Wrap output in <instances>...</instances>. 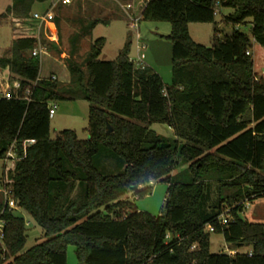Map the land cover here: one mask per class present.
I'll return each mask as SVG.
<instances>
[{"label":"trees","instance_id":"obj_1","mask_svg":"<svg viewBox=\"0 0 264 264\" xmlns=\"http://www.w3.org/2000/svg\"><path fill=\"white\" fill-rule=\"evenodd\" d=\"M45 1L11 0L0 16L28 18ZM220 7L233 9L224 17L233 26L250 19L249 35L234 27L211 47L193 41L189 24L214 23ZM130 9L170 23L169 85L129 58L128 42L114 60H100L102 37L81 62L70 46L67 83L39 76L35 38H12L0 57V69L19 83L7 87L10 98L0 97V160L10 148L15 156L3 174L17 207L43 230L23 251L25 221L0 202V264H66L69 244L79 264H264V223L241 217L245 200L264 198V0H132ZM41 43L60 53L44 34ZM73 98L89 103L87 138L71 129L51 138L49 102ZM155 123L172 128L175 139L152 130ZM104 152L121 172L100 170ZM179 161L188 162L189 182L172 179ZM211 181L218 184L213 205ZM152 182L168 184L157 215L124 198L150 193ZM225 209L227 222L219 224ZM207 226L237 252L211 253Z\"/></svg>","mask_w":264,"mask_h":264},{"label":"rangeland","instance_id":"obj_2","mask_svg":"<svg viewBox=\"0 0 264 264\" xmlns=\"http://www.w3.org/2000/svg\"><path fill=\"white\" fill-rule=\"evenodd\" d=\"M52 0L39 3L34 6V12L43 13L50 7ZM11 0H0V15L5 12L6 7ZM129 0H71L69 3L58 1L52 9L54 15V24L57 31V42L60 47V53L56 50H48V54H41L39 57L40 69L39 76L48 77L52 72L56 73L62 83L69 79V72L66 66V59L69 56L70 46L76 48L75 59L78 62L83 61L90 45L98 38H104L105 44L98 56L100 60H114L124 46L129 43V58L136 64L139 52L138 42L144 49L141 50V59L146 66L156 71L162 78L165 85L171 82V43L168 38L170 34V23L168 21H153L139 19L136 29L129 26V18L126 12L129 11ZM131 5V4H130ZM98 7V11H96ZM233 12L232 8L220 7L215 14L214 23H190L188 26L190 37L196 43L206 47H211L217 41L222 40L230 34L235 27L240 32L249 35L250 19L247 23H240L233 26L224 21V17ZM131 14V9H130ZM114 17H110V16ZM99 18V20L91 18ZM14 22L11 17L0 16V57L8 55L12 38L17 34L14 31ZM48 32V30H47ZM141 33V38L136 35ZM41 34L47 38L50 33H46L45 27L41 28ZM75 41V46L74 42ZM65 53V56H62ZM254 57H257L258 64H262L263 56L255 51ZM8 70L0 69V83L10 87L13 81ZM57 105L56 113L50 118V137L54 138L64 129L74 130L78 139L87 138V115L89 103L82 98L60 99L55 101ZM160 136L169 141L175 139L172 128L165 124L155 123L150 126ZM15 159V156L12 157ZM12 161L0 160V202L3 203V186L7 180L4 177L3 169L12 166ZM98 166L103 173H118L122 171L120 161L113 158L107 152H104L98 159ZM172 179L178 182H189L190 173L188 162L179 161L175 164L172 172ZM150 193L140 197L133 198L132 193H128L124 198L134 200L138 210L148 212L152 215L159 214L160 208L164 202L168 184L165 182H152ZM209 190V205L217 202L218 184L211 181ZM213 203V204H212ZM21 216L26 225V241L23 251L43 238L42 228L34 219L21 208L13 209ZM241 217L250 222L264 223V198H254L250 201L245 200V207ZM248 248L240 247L238 251L243 252ZM231 250L223 239L222 234L210 232V252L221 253ZM73 245H68L66 250V264H79L75 255Z\"/></svg>","mask_w":264,"mask_h":264},{"label":"built area","instance_id":"obj_3","mask_svg":"<svg viewBox=\"0 0 264 264\" xmlns=\"http://www.w3.org/2000/svg\"><path fill=\"white\" fill-rule=\"evenodd\" d=\"M58 1H62L63 3H69L71 0H52L50 7L47 8L43 13L39 14L37 12H34L28 18L13 19L14 29L19 30L20 32L19 35L21 37H32L37 40L38 45L32 49L31 51L32 56L39 58L41 54L48 52L47 47L41 43V28L45 27L46 33L47 30L49 31L50 35L48 39L50 41L55 42L58 39L56 27L53 22L54 13L52 10L56 6ZM138 20L139 18L133 17L130 14L129 26L131 29H136ZM24 29H26L25 32H23ZM48 78L55 80L57 79V76L55 74H50ZM12 86L14 88H18L19 87L18 81H14L12 83ZM29 94H30V90L26 89L23 95V99L28 100ZM0 97H4V98L11 97L10 90L7 88V86L5 88H0ZM56 109H57V105L55 101L49 102L48 115L50 118L54 116V114L56 113ZM33 142L34 140H27L24 142L23 145L30 144ZM13 156L14 154L12 152V149L10 148L6 153V156L2 159V161L7 160L8 157H13ZM2 194H3V204L5 207H8L10 209L18 208L14 198L12 197L11 186L7 182H4ZM228 211L229 209H225L224 212L219 215V217L217 218L219 224H225L227 222ZM25 225H28V223H25ZM3 228H4V221L0 219V244H2L3 241ZM206 229L210 232L214 230L212 226H207ZM236 252L237 250L231 249L230 251H228V254L233 255Z\"/></svg>","mask_w":264,"mask_h":264},{"label":"crops","instance_id":"obj_4","mask_svg":"<svg viewBox=\"0 0 264 264\" xmlns=\"http://www.w3.org/2000/svg\"><path fill=\"white\" fill-rule=\"evenodd\" d=\"M131 2H132V0H129V4H128V7L130 8L131 7ZM34 6H36V5H34ZM33 9H34V7H33ZM99 9H98V7H96V11H98ZM32 13H34V10H32ZM55 16V15H54ZM126 16L129 18V16H130V9H129V11L128 12H126ZM110 17H114L113 15L112 16H110ZM55 18H56V16H55ZM91 19H95V20H99V18L97 17V18H91ZM14 31H16L17 32V34L18 35H16L14 38H18V37H21L20 35H19V30L18 29H15ZM26 31V29H24L23 30V32H25ZM49 33V31L47 32V34ZM138 37H139V40H140V38H141V33H137L136 34ZM55 44H56V46H57V48H59L60 49V47H59V44L57 43V42H55ZM138 48H140L139 49V52H138V55H137V63H138V65H146V64H144L143 62H142V60H140L141 58V50L142 49H144V48H142L141 49V47H143L142 45H140L139 44V42H138ZM141 46V47H140ZM44 55H47L48 54V52H45V53H43ZM62 56L64 57L65 56V53H62ZM51 74H55L56 76H57V74L56 73H54V72H52ZM41 77V76H40ZM57 80L58 81H60L59 80V78H58V76H57ZM69 81V79L66 81V83ZM61 82V81H60ZM65 83V82H64Z\"/></svg>","mask_w":264,"mask_h":264},{"label":"water","instance_id":"obj_5","mask_svg":"<svg viewBox=\"0 0 264 264\" xmlns=\"http://www.w3.org/2000/svg\"><path fill=\"white\" fill-rule=\"evenodd\" d=\"M112 131L111 127L107 125V133H110Z\"/></svg>","mask_w":264,"mask_h":264}]
</instances>
